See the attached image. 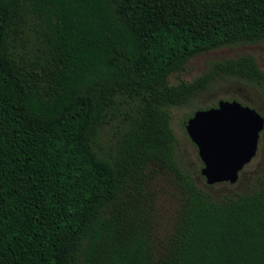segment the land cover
<instances>
[{"label": "trees", "instance_id": "trees-1", "mask_svg": "<svg viewBox=\"0 0 264 264\" xmlns=\"http://www.w3.org/2000/svg\"><path fill=\"white\" fill-rule=\"evenodd\" d=\"M260 42L264 0H0V264H264V174L215 198L179 165L171 123L222 76L264 95L249 53L171 81ZM158 170L179 200L161 243L146 193Z\"/></svg>", "mask_w": 264, "mask_h": 264}, {"label": "rangeland", "instance_id": "rangeland-1", "mask_svg": "<svg viewBox=\"0 0 264 264\" xmlns=\"http://www.w3.org/2000/svg\"><path fill=\"white\" fill-rule=\"evenodd\" d=\"M246 53L254 55L260 68L264 70V42L243 44L213 49L194 57L183 72L171 76V81L176 83L180 79L193 80L205 73L213 60L234 58ZM221 99H237L242 102L247 99L258 105L264 112V95L255 86L237 77L222 76L213 81L193 102L173 107L171 122L178 139L176 158L179 165L190 170L199 186L218 199L254 190L264 174V135L260 138L257 155L244 167L237 182L224 181L209 184L201 173L204 164L196 144L184 126V121L189 119L199 107L217 104ZM146 193L151 204L149 209L154 223L155 241L161 243L173 231L174 218L179 207L178 192L170 176L158 170V173L148 183Z\"/></svg>", "mask_w": 264, "mask_h": 264}, {"label": "water", "instance_id": "water-1", "mask_svg": "<svg viewBox=\"0 0 264 264\" xmlns=\"http://www.w3.org/2000/svg\"><path fill=\"white\" fill-rule=\"evenodd\" d=\"M263 129V114L237 99H221L217 106L199 109L186 123L209 184L238 180L257 155Z\"/></svg>", "mask_w": 264, "mask_h": 264}]
</instances>
